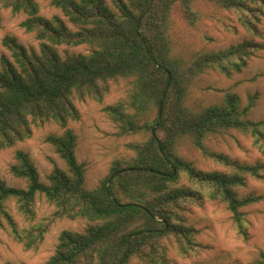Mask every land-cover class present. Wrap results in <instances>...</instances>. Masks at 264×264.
I'll return each instance as SVG.
<instances>
[{
  "label": "trees",
  "instance_id": "obj_1",
  "mask_svg": "<svg viewBox=\"0 0 264 264\" xmlns=\"http://www.w3.org/2000/svg\"><path fill=\"white\" fill-rule=\"evenodd\" d=\"M112 2L115 10L106 0H52L76 26L71 29L58 15L42 16L37 0H0V18L3 8L25 13L21 26L39 41L36 52L13 36L0 40L10 52L0 55V150L29 138L34 126L55 122L63 131L49 134L46 141L66 164V169L54 167L44 184L28 153L16 150L9 170L28 184L12 187L0 178V228L7 225L24 250H35L55 218L88 221L81 231L62 230L44 264H134V259L140 264H166L163 239L174 237L182 252L197 245V231L186 224L187 204L225 203L233 224L245 235L243 208L261 200L239 190L247 186L248 177L264 179V162H239L206 146L210 134L235 129L249 134L264 154V117L248 118L256 96H249L245 106L232 93L201 109L186 104L200 74L208 69L227 77L242 72L261 46L246 40L223 50L186 54L175 46L171 31L176 5L187 24L195 26L202 16L197 4L204 2L237 12L240 23L257 37L264 0ZM81 45L89 47L87 53L58 51ZM119 78L129 80L128 99L105 105L102 111L117 124L118 136L148 135L128 143L134 155L116 159L97 186L87 189L84 165L75 155L76 135L68 122L80 117L75 99L102 102L109 82ZM185 141L225 171L195 168L178 152ZM37 194L55 209L41 223L34 222ZM8 199L15 200L26 226L20 227L8 211ZM248 264H264V251Z\"/></svg>",
  "mask_w": 264,
  "mask_h": 264
},
{
  "label": "rangeland",
  "instance_id": "obj_2",
  "mask_svg": "<svg viewBox=\"0 0 264 264\" xmlns=\"http://www.w3.org/2000/svg\"><path fill=\"white\" fill-rule=\"evenodd\" d=\"M52 0H37L39 13L51 18L60 16L71 29H76L62 11L51 4ZM107 4L115 10L112 0ZM197 10L201 19L195 26L187 24L179 5L174 8V24L172 36L175 46L183 53L197 51L223 50L240 44L246 40H254L261 48L250 56L242 72H233L230 77L215 69H208L200 74L191 86L186 104L193 109H201L211 104L221 103L226 93L235 94L240 104L245 106L248 98L255 95V104L248 115L252 121L264 117V15L258 27L260 36H252L240 23L239 15L210 3H198ZM27 17L25 13H12L9 8L1 10L0 40L10 35L29 50L39 51V41L33 33H28L21 26ZM89 50L86 45L77 47H61V55L85 54ZM10 52L0 46V55ZM130 83L128 79L119 78L109 82V91L102 102L90 97L84 100L75 99L80 117L70 120L68 127L76 135L75 155L85 169V187L93 189L108 173L116 159H128L134 152L127 146L130 142H139L147 138L148 133L139 132L118 136L117 124L102 111L105 105L124 102L128 99ZM63 131L55 122L42 126H34L29 138L16 143L13 147L0 150V178L8 186L26 188L27 180L14 176L9 168L15 163L14 153L22 150L30 156L39 172L40 181L48 184V175L54 167L66 169V164L46 141L49 134ZM206 146L221 152L231 159L252 164L264 162V154L254 145L252 137L240 130L231 129L221 133H213L207 137ZM182 158L191 162L195 168L203 171H225V167L210 158L204 157L198 149L188 141L178 146ZM185 181V179H182ZM239 193H253L261 196V200L243 208L245 212V235L239 233L232 222L226 204L220 201H205L202 205L189 203L184 212L186 224L192 226L197 233L194 250L182 252L176 239L172 236L162 240L166 250V264H248L258 258L264 251V179L248 177L247 186ZM5 206L20 227L27 225L18 212L14 199H8ZM55 209L42 194L35 198V223L47 221ZM88 224L85 219L55 218L51 221L44 238L35 250H24L22 244L15 240L7 225L0 228V264H44L53 255L62 230L81 231ZM134 264H140L137 259Z\"/></svg>",
  "mask_w": 264,
  "mask_h": 264
},
{
  "label": "water",
  "instance_id": "obj_3",
  "mask_svg": "<svg viewBox=\"0 0 264 264\" xmlns=\"http://www.w3.org/2000/svg\"><path fill=\"white\" fill-rule=\"evenodd\" d=\"M160 146V144H158Z\"/></svg>",
  "mask_w": 264,
  "mask_h": 264
}]
</instances>
